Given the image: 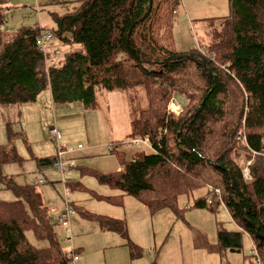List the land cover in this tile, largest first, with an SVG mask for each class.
Masks as SVG:
<instances>
[{"label":"trees","instance_id":"trees-1","mask_svg":"<svg viewBox=\"0 0 264 264\" xmlns=\"http://www.w3.org/2000/svg\"><path fill=\"white\" fill-rule=\"evenodd\" d=\"M181 2L79 0L62 14L52 12L51 34L70 48L56 62L59 50L50 61L37 43L45 33L41 25L8 32L1 29L0 12V104L33 103L50 89L54 103L96 108L100 88L126 90L139 102L132 111L133 137L149 136L156 151L127 160L115 150L123 171L103 173L82 166V174H94L100 183L119 189L120 198L134 196L152 214L165 208L180 214V196L208 188L194 206L217 212L222 201L241 228L221 227V245L239 252L246 233L256 254L249 253L240 264H264V157H254L251 180L243 172L245 160L252 150L262 149L264 138V0H229L232 13L218 21L213 43L187 51L174 44ZM176 94L187 98L178 116L169 112ZM244 120L247 142L240 143ZM56 157L38 158V164L52 165ZM24 160L15 145H0V182L16 197L0 201V264H70L37 185L20 184L4 174L5 164ZM209 198L213 203L208 204ZM71 205L102 228L126 232L122 219ZM28 230L48 245H34Z\"/></svg>","mask_w":264,"mask_h":264},{"label":"rangeland","instance_id":"rangeland-1","mask_svg":"<svg viewBox=\"0 0 264 264\" xmlns=\"http://www.w3.org/2000/svg\"><path fill=\"white\" fill-rule=\"evenodd\" d=\"M13 11L21 13L17 9ZM231 13L229 0H182L173 30L175 47L183 51L199 46L208 48L213 43L215 29L218 28V32L220 28L218 21L220 18L230 16ZM41 22L44 32L51 33L54 25L46 10L42 13ZM20 24L22 23L14 22L12 17L7 16L6 24L2 29L13 32L12 30L21 26ZM45 47L50 54V61L54 58L55 50H59L55 62L63 61L64 54L70 50L69 44L63 43L56 36L47 40ZM97 96L96 108L86 107L82 102L54 103L50 89L44 90L33 103L0 104V145H15L21 157L25 158L22 163L5 164L4 174L14 177L20 184H36L45 204L49 207L62 208L66 201L69 203L72 201L93 215H109L107 213L113 208L124 214L123 203L122 207H117L110 204L113 201L93 195L98 193L103 194V197H112V194L119 192V189L100 183L94 174H82L80 170L82 166L70 170L68 182L64 185L60 173L53 165L40 166L37 160L58 154L59 148H62L63 158H76L82 161L78 164L107 172L114 170V166L118 165V158L111 156L108 150L111 143L114 141L117 142L116 145L128 143V147L133 148L134 151L140 150L130 143L133 138V112L139 102L136 99L131 100L127 91L108 92L100 88ZM173 99L182 106L187 101L183 94H176ZM145 101L147 102V96L142 104H145ZM54 123L62 131L63 127L65 128L64 139L59 143L50 139V128ZM9 129L15 135H10ZM78 144L84 148L79 149ZM92 144L103 145L93 149ZM39 179H42V182H38ZM76 180L82 185L80 187L86 185L89 188L85 187V190L71 188L69 183ZM191 196L179 197L178 207L183 209L180 214L165 208L155 214L149 210L144 215L136 205L133 209L132 205L137 202L134 198H130L133 203L126 201L124 206L130 210L129 215L137 224L133 229L135 233H131V236L127 233L125 237L100 232L101 226L97 220L84 218L77 213L71 217L70 227L73 244L76 248H80L78 263L148 264L156 261V264H204L209 255L216 258L220 253L213 246L217 247L218 229L223 227L232 230V221L224 204L219 206L217 212H213L210 208L195 207ZM14 199H16L14 192L5 189L0 182V201ZM53 220L56 221V231L61 244L69 250L71 247L69 234L58 220ZM235 229L241 228L237 224ZM26 234L34 245L42 247L48 245L47 241H38L32 230H28ZM220 247L223 254L228 249L225 246L220 245ZM251 247L250 237L245 233L243 247L236 252L240 256L235 257L245 258V255L250 253ZM133 253L138 256H132Z\"/></svg>","mask_w":264,"mask_h":264},{"label":"crops","instance_id":"crops-1","mask_svg":"<svg viewBox=\"0 0 264 264\" xmlns=\"http://www.w3.org/2000/svg\"><path fill=\"white\" fill-rule=\"evenodd\" d=\"M77 1H79V0H1L0 12L2 13L1 15H2V18H3L2 27L6 24L7 16L9 18L12 17L14 22L19 21V22L22 23V24H20L21 26H18L15 30H17L18 28L23 27V26H31V25H34V24H37V23H38V25H41L43 27V24L41 22L43 11L46 10L47 13L49 14L51 20H52V16H51L52 12H56L58 14H62L64 12L68 11L70 8H72L73 4L76 3ZM15 9L20 10L18 12H21L22 14L14 12L13 10H15ZM22 15H24V16H22ZM29 16H32V18H30ZM34 19H37V20H34ZM2 27H1V29H2ZM43 29H44V27H43ZM15 30H12V31H15ZM5 31H7V30H5ZM8 32H11V31H8ZM66 35H68L67 37H70V34H66ZM119 91H126V90H119ZM60 131H61V134H62V139H64L65 128L63 127V131L62 130H60ZM116 143L117 142L114 141L113 143H111L108 146V150L110 152V155L114 156L116 158H118V157H117L116 153H114L115 150H117L118 152H123L125 154V157H126L127 160L135 159L138 153L143 152L145 150L143 148H139L138 147L140 150L139 151L138 150L134 151L133 148L128 147L129 146L128 143H126L124 145L122 143H119L118 145H116ZM79 145H81V144H78V146ZM102 145L103 144H92L91 147H93V149H95V148H98V147H100ZM111 146H113L112 149L110 148ZM83 148H84V146H83ZM145 152H147V151H145ZM130 153H132L131 156H130ZM147 153H151V152H147ZM52 155H54V154H52ZM118 159H117L118 165L114 166L115 167L114 170H107V172H103V173H112V172L123 171L124 170V165H122L121 162H119L120 160H118ZM70 160L73 162L72 168L73 167L75 168V167H78V166H83L82 164H78V163H80L82 161H79L76 158L70 157ZM100 172H102V171H100ZM38 182H42V179H39ZM73 183H75V184H73ZM69 184H70V187L72 186L71 188L81 190L80 189V185L81 184H79L78 180H76L74 182H70ZM84 186L88 187L86 185H84ZM207 190H208V188L199 189V190L195 191L190 198H193V200L195 202L196 198H199V197L205 195L207 193ZM120 193H122V192L119 191V192H116V193L112 194V197H113L114 201H113V203H110V204H113V205H115L117 207L118 206L122 207L121 205L123 203V207H124L123 212H124V214L120 210H118L116 208H113L110 212L107 213L109 215H106V214H104V215L110 216V217H113V218H116V219L124 220L126 222V232L123 234V233H119V232L108 230V229L101 228V227H100V232H104V233H107V234H116V235L119 234V235H121L123 237L127 236V233H128L131 236L132 235L131 233H133V229H134L135 225L137 224V222L135 220H133L132 217L129 215V211L130 210L128 208H126V206H124V203L126 204V201L133 203V200L130 199V198H134V200H136L137 204L132 205L133 209H134V206L136 205V208L140 212L144 213V215H146L148 213L149 208L145 204L139 202L132 195L124 194L120 198L119 197ZM188 202H190L189 199H188ZM194 202H193V205H194ZM225 209H226V211L229 214V219L232 221V230L231 231L237 230V229H235L237 223L233 220L231 214L229 213V211L227 210L226 207H225ZM134 233H135V230H134ZM250 241L252 242V246H253L254 242H253V240L251 238H250ZM216 245H217L218 248L215 247V246H213V247L215 248V250L218 249L220 254L217 255L216 258L211 256V255H209L207 257V259H205V263L204 264H240V263L246 262V259H247L246 257H247L248 254L245 255V258H242V257L237 258L235 256L236 255L240 256V255H238L236 252H233V251L229 250V248L226 247V246L225 247L228 248V249L223 254L222 249H220L221 248L220 247L221 243L219 242V240H218V243ZM221 246H223V245H221ZM151 250L152 249H150V251ZM78 251H80V248H78ZM79 255H81L80 252H79ZM132 256H133V254H132ZM188 262H189V260H188ZM133 263H135V261ZM81 264H83V263H81ZM148 264H156V261L150 262Z\"/></svg>","mask_w":264,"mask_h":264},{"label":"built area","instance_id":"built-area-1","mask_svg":"<svg viewBox=\"0 0 264 264\" xmlns=\"http://www.w3.org/2000/svg\"><path fill=\"white\" fill-rule=\"evenodd\" d=\"M52 37H53V35L51 33H49V34L44 33L37 40V43H38L40 49L45 54L48 53V50L45 47L46 41L50 40ZM182 110H183V106L180 103H176L174 101V99H172L171 103L169 105V112L172 115L178 116L182 112ZM238 133H239L238 138H237L238 141L240 143H246L247 137H246V133H245V120L243 121V126L239 129ZM61 138H62L61 131H60L59 127H57L56 123H54L50 128V139L59 143L61 141ZM130 143L133 145H136L139 148L149 150L150 152L156 151L149 136H146L144 138L133 137L132 140L130 141ZM261 144H262V149L260 151L252 150V157L245 160V163L243 165V172H244V176H245L246 180L252 179L251 172H250V166L254 161V157L256 155H260V156L264 157V138L262 139ZM78 148L82 149L83 146L79 145ZM110 148L112 149L113 146H111ZM63 153H64L63 149L59 148V152L57 154V157H56V159L52 165L60 173V175H61L60 179H61L62 183L64 185H66L68 182L67 179L70 176V170H71L73 162L70 159L63 158V155H64ZM215 194H216V196L221 197V191L219 189H217L215 191ZM213 201L214 200L212 198H209L208 204L213 203ZM221 204H223L222 201H221ZM47 214H48V217L58 220L61 223V225L65 228L67 233L69 234V240L71 241V247L69 248L68 252H69V255L72 259L70 264H78L79 259H80V257H79L80 255L78 252H76L77 248L75 247V245H73L72 230L70 227L71 226V217L77 214L75 208L71 205V203L66 201L65 206L62 208L48 207ZM250 253L256 254L254 247L251 248Z\"/></svg>","mask_w":264,"mask_h":264},{"label":"water","instance_id":"water-1","mask_svg":"<svg viewBox=\"0 0 264 264\" xmlns=\"http://www.w3.org/2000/svg\"><path fill=\"white\" fill-rule=\"evenodd\" d=\"M151 1H153V0H151Z\"/></svg>","mask_w":264,"mask_h":264}]
</instances>
